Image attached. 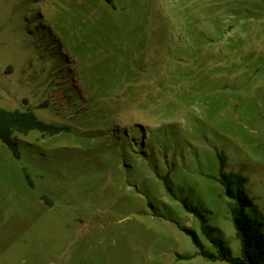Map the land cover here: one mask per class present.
Wrapping results in <instances>:
<instances>
[{
	"label": "rangeland",
	"instance_id": "1",
	"mask_svg": "<svg viewBox=\"0 0 264 264\" xmlns=\"http://www.w3.org/2000/svg\"><path fill=\"white\" fill-rule=\"evenodd\" d=\"M0 106L70 127L0 141V264H228L219 155L264 229V0H0Z\"/></svg>",
	"mask_w": 264,
	"mask_h": 264
},
{
	"label": "trees",
	"instance_id": "2",
	"mask_svg": "<svg viewBox=\"0 0 264 264\" xmlns=\"http://www.w3.org/2000/svg\"><path fill=\"white\" fill-rule=\"evenodd\" d=\"M31 130L56 135L69 131L70 127L42 120L30 109L8 110L0 106V141L11 151L14 157L20 156L19 141L15 134H27ZM218 160L220 164L218 182L223 187L225 196L234 203L231 219L235 236L240 242L239 254L234 255L231 248L223 240L211 235L208 226L205 224V218L198 207L182 201L186 211L200 220L201 231L213 245L215 252L204 250L197 234L192 229L183 228L198 251L192 255L182 256L180 259H190L194 255H201L207 260L224 261L228 264H264L263 222L259 210L244 190L246 178L241 174L223 172L224 156L219 155ZM26 177L29 181L27 174Z\"/></svg>",
	"mask_w": 264,
	"mask_h": 264
}]
</instances>
